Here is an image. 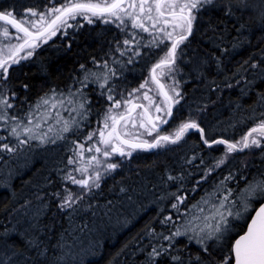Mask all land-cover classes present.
Listing matches in <instances>:
<instances>
[{
  "label": "trees",
  "instance_id": "obj_1",
  "mask_svg": "<svg viewBox=\"0 0 264 264\" xmlns=\"http://www.w3.org/2000/svg\"><path fill=\"white\" fill-rule=\"evenodd\" d=\"M65 2L0 0V12L11 11L17 19L31 21L36 18L28 15L29 9L42 13L52 5L61 6ZM258 3L259 0H246V3L213 0L212 5L195 13L192 35L178 50V71L173 73L181 93L180 103L174 105L172 118L161 133L174 132L180 123L193 119L204 128V138L210 142L237 141L251 127L264 121V16L260 15ZM247 5H253V9L249 10ZM224 8H230L233 14L226 15ZM101 23L76 21L64 37L56 38L27 60L13 65L9 69V81L5 82H10L9 96L12 91L16 93L11 101L13 109L21 113L45 93L51 94L52 89L61 93L81 88L89 99L88 116L76 133L64 136H77L85 147L97 143L98 136L92 140L87 136L103 129L102 116L112 101L107 99L108 89L92 82H87L89 87L85 89L77 81L83 79L87 70L106 71L102 67L106 61L117 70L109 82V87L115 86L116 99H136L139 103L143 101V89L135 90L149 80V71L162 55L160 48L143 46L151 39L147 33L118 23ZM133 37L132 50L120 56L117 49L124 50L123 40ZM136 50L141 52L140 56H132ZM129 57L131 63L127 62ZM114 59L120 63H113ZM163 82L173 83L168 77ZM23 84L28 88L24 89ZM157 97L163 101V97ZM9 113L12 114V109ZM8 133L4 131V140ZM63 140L35 144L36 148L32 149L42 148L45 153L37 152L35 159L25 154L20 167L14 161H7L11 153L0 152V239L5 264H145L153 246L169 248V241L158 240L156 236L170 235L187 210L230 173L234 178L227 186L235 193L264 173V148H255L250 155L249 150L234 153L232 160L209 172L225 156V148L223 145L209 148L198 132L189 131L175 145L137 150L131 157L113 154L108 162L118 165L115 171L101 169L99 187L87 191L66 179L69 174L77 179L84 177L75 165L65 169L66 156L59 147ZM85 154L86 162L94 153ZM169 176L182 179L170 180ZM68 191L74 194V199L76 194H82L83 198L72 207L61 208ZM172 193L186 197L179 205V213L171 207L176 202ZM169 215L175 223H162ZM244 225H238L239 231L213 251L227 256L229 245L242 234ZM80 243L85 250L74 260L67 259V251ZM176 248L185 258L200 251V246L190 242L187 236L177 237L156 264H173L168 257L176 254ZM219 258V255L214 257Z\"/></svg>",
  "mask_w": 264,
  "mask_h": 264
},
{
  "label": "snow or ice",
  "instance_id": "obj_2",
  "mask_svg": "<svg viewBox=\"0 0 264 264\" xmlns=\"http://www.w3.org/2000/svg\"><path fill=\"white\" fill-rule=\"evenodd\" d=\"M239 2L246 3V0H239ZM212 4L213 0H66L61 6L52 5L42 13L29 9L28 15L36 18L31 21L24 18L17 19L11 11L0 12V22H2L0 25V38H2L0 41V122L7 126L9 135L16 141L12 146L8 143L0 145V152L12 153L30 144L32 140H38L41 144L55 143L57 139L63 140L65 133L72 132L74 128L78 130L79 121L87 118L88 101L82 89L76 92L69 90L67 99L63 93L58 94L55 89H52L51 95L45 93L37 104L30 106L25 116L17 117L9 113V109L14 107L11 101L14 100L16 93L12 91L9 96L10 82L5 83L9 81V69L13 65L27 60L41 44L47 43L58 32L63 31L66 35L67 29L74 27L70 21L76 20L77 17L83 18L88 23H93V18H98L106 24L118 21L119 25L125 28L130 26L140 33H147L151 39L143 46L160 48L162 55H159L157 62L151 68L149 80L135 90L140 92L141 89H145L142 100L147 101V104L138 103L136 99H116L113 94L115 86L109 87V80L117 75V70L110 67L106 61L102 65L106 71L87 70L83 79L77 81L85 86L91 81L97 83L101 89H108L107 99L112 101V106L107 109L104 116L103 129L87 136L88 140L98 136L97 143L87 149L83 144H77L73 149L74 155L81 161L77 171L84 178L77 179L69 174L66 177L67 180L79 185L82 189L91 191L92 188L99 187L101 169L115 171L117 168L116 163L108 162L113 154L131 157L137 150L150 151L169 144L175 145L183 140L190 130H195L204 137V128L193 119L180 123L175 131L169 134L161 133L160 126L168 123L167 118L173 115L174 105L179 104L181 99L178 82L173 76V73L178 71V50L192 35L196 20L195 13ZM247 7L249 10L253 9V5H247ZM257 7L260 9V15L264 16V0H259ZM222 10L226 15L233 14L230 8ZM8 26L14 30L15 35ZM13 40L15 43L12 42ZM134 40L135 37L123 40L124 50L117 49L120 56H125L132 50ZM166 41L167 45H165ZM161 45L165 46L161 47ZM140 55L139 50L132 52V56ZM127 62L131 63L132 58L129 57ZM113 63L119 64L120 61L114 59ZM217 67L219 68V61H217ZM252 67L256 65L253 64ZM81 68L83 69L84 65H81ZM165 77L172 79L173 83L166 85L163 82ZM149 82L155 85L157 95L163 97L162 102H158L149 95L153 91L149 87ZM22 87L27 89L28 85L23 84ZM66 105L70 107L66 108ZM62 110L76 113L79 121L76 117L65 119ZM160 113H163V116ZM50 120L54 123L49 124ZM144 134L153 139H144ZM4 139L5 137L0 136V140ZM203 142L209 148L214 145H223L225 148V156L218 159L213 168L209 169L211 172L214 168L223 165L230 154L253 148H264V121L251 127L237 141L213 139L210 142L205 138ZM85 151L94 153L86 162L84 161ZM75 162L68 161V163ZM233 178L230 173L216 186L214 192L202 198L198 205L192 206L195 212L184 225L183 231L177 228L170 235L160 233L156 236L158 240L169 241V248L172 247L176 238L181 236H187L190 242L194 240L200 246V251L194 257L189 255L187 258L181 254L179 248H176V254L168 257L173 264H264V173H261L259 179L254 177L248 181L235 196H233V189L227 186V182ZM168 179L180 180L182 177L169 176ZM171 195L176 201L171 207L179 213V205L184 203L186 197L176 193ZM217 195L221 198L217 199ZM82 198V194H76L74 199V194L68 191L60 207H72ZM233 221L247 222L242 234H239L238 238L229 245L228 255L223 256L219 252H214L213 249L226 242L228 236L235 230ZM161 222L175 223L171 215L166 216ZM209 241L213 243L210 245ZM169 248L163 245L159 248L153 246L145 264H156L158 258L169 252ZM218 255L219 260H215L214 257ZM0 264L5 262L0 261Z\"/></svg>",
  "mask_w": 264,
  "mask_h": 264
},
{
  "label": "rangeland",
  "instance_id": "obj_3",
  "mask_svg": "<svg viewBox=\"0 0 264 264\" xmlns=\"http://www.w3.org/2000/svg\"><path fill=\"white\" fill-rule=\"evenodd\" d=\"M79 20H84L83 18H81V17H77V19L76 20H74V21H70V23H72V24H74V23H76V21L78 22ZM93 20L94 21H100V22H102V20H100V19H98V18H93ZM84 22L85 23H88L86 20H84ZM116 23H118L119 24V22L118 21H113V22H110V23H101V24H104V25H108V24H116ZM126 23H129V22H127L126 21ZM89 24V23H88ZM0 25H2V24H0ZM9 28H10V26H8ZM70 29V28H69ZM69 29H67V31L69 30ZM10 31L13 33V35H15V32H14V30H12L11 28H10ZM65 36V34L63 33V31H61V32H58L57 33V35L56 36H54V37H52L47 43H43V44H41L36 50H38V49H40V48H42L43 46H45V45H47V44H49V43H51L52 41H54L56 38H62V37H64ZM0 41H2V38H0ZM13 43H15V40H13L12 41ZM36 50H35V52H36ZM120 53V52H119ZM23 61V60H22ZM99 70H101V69H99ZM103 70H101V71H94V72H102ZM151 72V70L149 71V73ZM114 79V77H111L110 78V80H109V82H111L112 80ZM89 82H91V81H89ZM80 87H83V86H80ZM89 87V85L88 86H86L85 87V89H87ZM149 87H151L152 89H153V91H151L150 93H149V95L150 96H152V97H154L157 101H158V97H157V95L155 94V93H157V91H156V88H155V85L154 84H150L149 85ZM79 89H81V88H79ZM71 91H73V92H76V91H74V90H71ZM145 91V89H143V92ZM69 92V91H68ZM68 92H61V93H63L64 94V97H65V99H67V93ZM59 94V93H58ZM49 95H51V94H49ZM159 96V95H158ZM162 98V96H159V98ZM160 100V99H159ZM40 100H38L36 103H33V104H31L30 106H34L35 104H37L38 102H39ZM87 101L89 102V99L87 98ZM158 102H161V101H158ZM142 103H147V101H142ZM88 104V103H87ZM30 106H29V108H30ZM66 108L67 107H70V106H68V105H66L65 106ZM29 108L27 109V111L25 112V113H21V112H17V110L16 109H13L12 108V114H14V115H16L17 117H23V116H25L26 115V113L29 111ZM62 115H63V117L65 118V119H72L73 117H76V113H70L69 111H63L62 110ZM106 115V113L102 116V125H103V119H104V116ZM76 119L79 121V117H76ZM86 120V119H85ZM85 120H83V121H79L80 122V125L85 121ZM49 124H52V123H54V121H52V120H50L49 122H48ZM45 127H47V125H45ZM5 130H8V128H7V126H5L2 122H0V136H3L4 135V131ZM140 131H143V130H140ZM77 132V129H73V131H72V133L74 134V133H76ZM169 133H171V132H168V133H166V134H169ZM65 135V134H64ZM76 135V134H75ZM155 135V134H154ZM77 136H74V138H70L69 136H65V139L62 141V142H60V144H59V147H62V150H63V153L65 154V156H66V158H65V162H66V170H68L70 167H71V165L73 166V165H75L76 166V169L77 168H79L80 167V165H81V161L79 160V158L76 156V155H74V152H73V149H75L76 148V145L77 144H84V142H80V141H78L77 139ZM143 138L144 139H147V140H152L153 139V137H150V136H147L146 134H144V136H143ZM60 140V139H59ZM9 141H11V143H16V141H15V139L13 138V137H11L10 135H9V133L7 134V138H6V140H0V145H2V144H4V143H7V142H9ZM70 141H73V143L71 144L70 143ZM4 142V143H3ZM40 142L38 141V140H32L31 142H30V144H28V145H26V146H23L22 148H20V149H17V150H15L14 152H12L11 154H12V156L10 157V159H7V161L9 162V161H14L13 163H16V166H18V167H20L19 165H20V161H21V159L22 158H24V155L25 154H27L29 157H31V158H33V159H35V155H37V154H39V153H37V152H41V151H43L42 153H40V155L41 154H43V153H45V149H32V148H36L35 147V144H39ZM45 143H43L42 145H44ZM71 144V145H70ZM27 146H29L28 147V149H27ZM102 147V146H101ZM57 148V147H56ZM84 148L85 149H87L88 147H85L84 146ZM27 149V150H26ZM253 149H255V148H253ZM253 149H251V150H249V155L250 154H252V153H254L253 152ZM24 151H26V152H24ZM87 151H85L84 152V160L86 159V153ZM234 154V153H233ZM233 154H230V155H228V157H227V161H230V160H232L233 159V157H234V155ZM114 155H118V154H114ZM26 156V155H25ZM119 156V155H118ZM37 158V157H36ZM69 160H74V161H76L75 163H68V161ZM4 166H6V165H4ZM1 168V167H0ZM230 188V187H229ZM216 190V187L215 188H213L212 190H209L208 191V193L203 197V198H205V197H207L208 196V194L209 193H212V192H214ZM237 193V192H236ZM236 193L233 191V196H235L236 195ZM217 199H220L221 197H220V195H217V197H216ZM201 202V200H199V201H197V202H195L194 203V205H198L199 203ZM193 206V205H192ZM192 206L187 210V212L185 213V215H183V217H182V219H181V221H180V223H179V225L177 226V227H175V228H173V230H172V232H174L177 228H179L181 231H183L184 230V225L186 224V222L189 220V219H191V217H192V214L195 212V209H193L192 208ZM247 221H233L232 223L236 226V228H235V230L230 234V235H232V234H234V233H237L239 230V228H238V225H240L241 226V224H245ZM239 234V233H238ZM237 234V235H238ZM190 235V234H189ZM229 235V236H230ZM193 242H195L194 240H193ZM209 242H211V241H209ZM2 241H1V239H0V261H3V254H1V248H2ZM82 250H85V247H84V245L82 244V243H80V244H78L77 246H75V247H73V248H71L70 250H68L67 251V255H66V258L67 259H72V260H74V259H76V258H78L79 256H80V252H83Z\"/></svg>",
  "mask_w": 264,
  "mask_h": 264
},
{
  "label": "water",
  "instance_id": "obj_4",
  "mask_svg": "<svg viewBox=\"0 0 264 264\" xmlns=\"http://www.w3.org/2000/svg\"><path fill=\"white\" fill-rule=\"evenodd\" d=\"M173 111H174V107H173ZM172 118V116L171 117H169V118H167L168 119V122L170 121V119ZM166 124H163V125H161L160 126V129H162L164 126H165ZM190 131H195V130H190ZM202 138V141L205 139L204 137H201ZM203 144H204V142H203ZM205 145V144H204ZM205 146H207V145H205ZM208 147V146H207ZM153 150V149H152ZM238 238V237H237Z\"/></svg>",
  "mask_w": 264,
  "mask_h": 264
}]
</instances>
